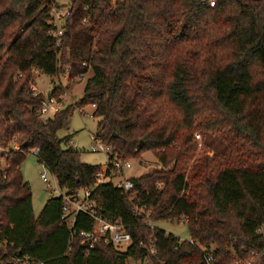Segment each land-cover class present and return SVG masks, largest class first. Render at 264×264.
I'll use <instances>...</instances> for the list:
<instances>
[{
	"label": "trees",
	"instance_id": "16d2710c",
	"mask_svg": "<svg viewBox=\"0 0 264 264\" xmlns=\"http://www.w3.org/2000/svg\"><path fill=\"white\" fill-rule=\"evenodd\" d=\"M214 1L71 0L56 46L55 0H0V143L8 148L0 151V236L14 252L46 264H126L147 253L141 239H152L155 259L202 264L193 239L214 264H264L256 232L264 221V0ZM67 65L70 80L91 70L83 94L42 119L33 71L58 75ZM92 103L96 134L118 157L152 150L161 162L131 176L126 192L110 178L97 182L101 165L82 161L78 148L63 146L69 135L58 136L75 106ZM209 135L224 145L213 155ZM32 148L61 191L91 188L97 214L125 224L133 238L126 250L97 242L87 252L73 230L93 218L78 212L70 226L60 218L62 195L34 215L21 168ZM134 205L153 221L186 215L189 239L149 226Z\"/></svg>",
	"mask_w": 264,
	"mask_h": 264
},
{
	"label": "built area",
	"instance_id": "2783aa9c",
	"mask_svg": "<svg viewBox=\"0 0 264 264\" xmlns=\"http://www.w3.org/2000/svg\"><path fill=\"white\" fill-rule=\"evenodd\" d=\"M202 2H207L209 5H214V0H201ZM55 13V10H54ZM69 13V7L65 10V12H60L54 16L51 15V22L54 25L53 35L55 36V45L60 46L62 42V35L64 32V24H65V16ZM86 64V62H83ZM68 74L67 78L69 79L70 69L69 66H66V70L64 74ZM86 73H78L74 77L81 79L84 77ZM66 77V76H65ZM73 77V78H74ZM30 83V89L32 90L33 95L38 94L35 90V87ZM65 92L61 91L59 94H51L50 92L44 94L43 98L39 102V104L34 108L36 114L42 119L47 118L52 115L54 112L58 111L62 107H64V103L62 98L65 96ZM94 107V103L91 104ZM79 110H82V107L77 106ZM91 143L90 149L92 151H103L107 156V162L110 163L115 171L121 172L124 168L130 167L131 162L130 159H121L118 157L117 153L113 150L110 143L102 140L96 133H89ZM13 147L15 149L18 148L17 143H13ZM8 148L4 147L0 143V151L5 152ZM37 148H34V152L37 153ZM2 160V159H1ZM45 168L48 169L44 164ZM52 174V173H51ZM40 177L43 181L49 182V178L45 171L40 173ZM106 177L105 171L99 172L97 174V182L104 180ZM52 180L55 183L56 189H53L56 195H62L64 198V202L62 205V211L60 218L62 220H66L70 226H73L75 221V217L78 212H83L88 214L93 218V224L88 229H80L73 230V234L78 233L81 237V243L85 244L86 251L89 252L91 248L95 246L97 242H105L112 244L115 248L119 249L121 247H125V250L132 243L133 238L131 233L125 227V224L120 219L110 220L102 215L97 214L95 209V201L91 197L92 189L89 187L81 188L73 192L72 194H65L60 190L57 184L56 177L52 174ZM116 185L120 186L125 192L133 187L134 183L130 177H124L120 181L116 183ZM135 209L138 213H145L147 216L146 223L153 227V220L148 217L150 214V210H146L144 206L134 205ZM179 221H188V217L186 215H182L179 218ZM256 232L261 236H264V221L260 223ZM190 243L196 245L201 254H202V264H214V255L211 250H207L205 246L197 243L193 239H189ZM12 242H10L7 238L0 236V264H46L45 261L34 259L32 256L28 254H20V252H14L12 250ZM139 246H143L146 248L147 253L141 257L130 256L126 259V264H165V262L155 259L157 249L153 243V240H149L148 242L141 239L139 241ZM262 248V247H261ZM260 248V249H261ZM264 251V243L263 248ZM192 264V263H186ZM232 264H238V261L233 262Z\"/></svg>",
	"mask_w": 264,
	"mask_h": 264
},
{
	"label": "rangeland",
	"instance_id": "374dc122",
	"mask_svg": "<svg viewBox=\"0 0 264 264\" xmlns=\"http://www.w3.org/2000/svg\"><path fill=\"white\" fill-rule=\"evenodd\" d=\"M56 3L51 9L52 14L58 17L57 14L65 12V10L71 6V0H55ZM55 10V13H54ZM69 66V65H67ZM70 69V66H69ZM33 86L39 93H48L54 86L62 84L63 92L65 96L62 98L64 105L70 102H75L83 94V87L85 81L91 70L86 72L83 78L78 79L76 77L71 80L67 78L68 74L51 75L46 73L42 69H35L33 71ZM66 76V77H65ZM82 110H79L77 106L74 107L67 127H63L58 130V136L64 137L69 135L68 141L63 142V146H71L80 150V159L87 163L101 165V171H105L108 166L107 156L103 151H92L90 149L91 139L89 133H96L97 122L99 117L92 114L93 106L87 104L86 106H80ZM195 137L198 140V148L202 147V137L196 132ZM210 141L207 153L213 155L214 152L221 151L224 147L223 142L216 136L209 135ZM131 166L124 168L123 171L117 172L110 166L112 176L107 177L112 179L116 184L124 177L138 176L143 173H148L153 169L160 168L161 162L152 150L144 151L140 157L130 158ZM5 164V160L0 161V165ZM22 174L24 179L29 183L32 192V206L34 215L37 216L41 211L45 201L51 195H56L53 189H56L55 183L52 180L51 172L45 168L41 162L38 161L37 155L34 152V148L30 149L22 163ZM45 171L49 182H45L40 177V173ZM154 226L163 229L166 233H171L178 236L181 239H189V233L187 228V222L179 221V219H157L153 221ZM120 250H125V247H121Z\"/></svg>",
	"mask_w": 264,
	"mask_h": 264
},
{
	"label": "crops",
	"instance_id": "0c3cea01",
	"mask_svg": "<svg viewBox=\"0 0 264 264\" xmlns=\"http://www.w3.org/2000/svg\"><path fill=\"white\" fill-rule=\"evenodd\" d=\"M62 88H65L64 86H62V84H59ZM71 103V102H70ZM106 171V170H105ZM101 172H103V171H101ZM111 177L112 176V172L110 173V175H106V177L105 178H107V177ZM131 177V176H130Z\"/></svg>",
	"mask_w": 264,
	"mask_h": 264
}]
</instances>
